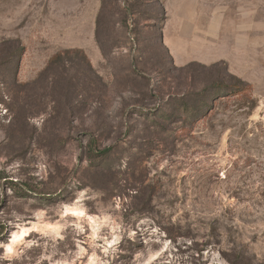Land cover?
Masks as SVG:
<instances>
[{
	"label": "rangeland",
	"instance_id": "obj_1",
	"mask_svg": "<svg viewBox=\"0 0 264 264\" xmlns=\"http://www.w3.org/2000/svg\"><path fill=\"white\" fill-rule=\"evenodd\" d=\"M0 264H264V0H0Z\"/></svg>",
	"mask_w": 264,
	"mask_h": 264
},
{
	"label": "trees",
	"instance_id": "obj_2",
	"mask_svg": "<svg viewBox=\"0 0 264 264\" xmlns=\"http://www.w3.org/2000/svg\"><path fill=\"white\" fill-rule=\"evenodd\" d=\"M64 52L56 54L50 61V64H58L63 60ZM234 83L232 84H218V89H221V91L225 94L224 96L237 94L240 92H243L246 89H251V87L248 84H245L242 80L238 78L233 79ZM222 98V97H218Z\"/></svg>",
	"mask_w": 264,
	"mask_h": 264
}]
</instances>
